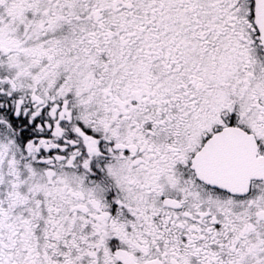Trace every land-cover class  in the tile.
I'll return each mask as SVG.
<instances>
[{"label": "snow or ice", "instance_id": "6c2138e0", "mask_svg": "<svg viewBox=\"0 0 264 264\" xmlns=\"http://www.w3.org/2000/svg\"><path fill=\"white\" fill-rule=\"evenodd\" d=\"M0 264H264V0H0Z\"/></svg>", "mask_w": 264, "mask_h": 264}]
</instances>
